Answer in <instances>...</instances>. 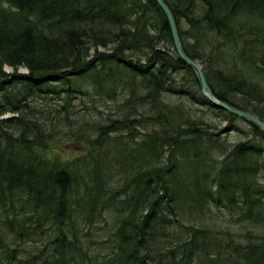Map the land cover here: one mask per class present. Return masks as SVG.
I'll list each match as a JSON object with an SVG mask.
<instances>
[{"label": "trees", "instance_id": "1", "mask_svg": "<svg viewBox=\"0 0 264 264\" xmlns=\"http://www.w3.org/2000/svg\"><path fill=\"white\" fill-rule=\"evenodd\" d=\"M164 1L214 96L264 122V0ZM102 88L128 98L92 138L76 103ZM9 113L0 264H264V133L207 104L154 0H0Z\"/></svg>", "mask_w": 264, "mask_h": 264}, {"label": "rangeland", "instance_id": "2", "mask_svg": "<svg viewBox=\"0 0 264 264\" xmlns=\"http://www.w3.org/2000/svg\"><path fill=\"white\" fill-rule=\"evenodd\" d=\"M91 54H92V56L90 57V60H93V58H95L94 57L95 51L92 50ZM8 71H10V70H8ZM113 92H114L113 97L111 98V91L107 90V88H102V89H100V93H102V95L99 96L100 99L98 96H96L95 98H92L91 100L76 103V106H77L76 110L78 112H81L82 114L85 113L83 115L87 116L86 124L83 121V124H81V128L83 130H86V129L88 131L91 130L92 132L91 131L90 132L92 133V138H95L97 136L96 127L98 130V125L105 124L106 122H108L107 119H109V118H114V119L117 118L118 117V109L120 111L121 109L125 108L124 101L128 98L127 92L120 91V90L113 91ZM177 103H181V105L183 106L184 109L191 110L189 108L190 104H189L188 100H179ZM120 104H121V107L119 108ZM37 105L40 106L43 104L41 101H39L37 103ZM90 105L93 106V110H91V111L89 110V107H88ZM193 110H195V109H193ZM149 113L151 115H154L156 113V110L153 109L152 107H150ZM82 114H80V115H82ZM10 117H13V115L9 113V114L2 116L0 119H6V118H10ZM239 125L242 128L245 127L244 124H239ZM223 128H225V129L227 128L226 123L222 124L221 129H223ZM225 129L222 131L223 133L226 132ZM91 133H89V134H91ZM231 133H232V135L229 136V142L237 141L239 139V137H238L239 133L234 132V131H231ZM126 134H128V132L113 134V137L116 138L117 136H119V138H121V136L124 137ZM58 142H62V141L57 140L56 142L53 143L52 146H53L54 152H58L57 153L58 160H61L63 162L71 160V159H73V158H75V157H77V156H79L85 152L84 143H81V142H79L80 144H78V143L73 144L72 143V145L68 144L67 146H65V144H59ZM117 142H118V140L114 141V143H117ZM46 156L49 158H52V157H50V153H47ZM113 180L114 181H113L112 185L117 186L119 183L118 180H120V179L117 178V179H113ZM210 217H211V219H213L212 216H210ZM220 218H221L220 222H222V223H224L225 220H227L226 215L220 216ZM215 219L217 220L216 217H215ZM96 230H98V229H96ZM99 234H100L99 236H104L102 230H99Z\"/></svg>", "mask_w": 264, "mask_h": 264}, {"label": "water", "instance_id": "3", "mask_svg": "<svg viewBox=\"0 0 264 264\" xmlns=\"http://www.w3.org/2000/svg\"><path fill=\"white\" fill-rule=\"evenodd\" d=\"M158 6L161 8V10L163 11V13L165 14L169 26H170V30L172 33V38H173V44H174V48L176 50V53L179 57V59L186 65L188 66L190 69H192L198 79V82L200 84L201 87V92L203 94V96L206 98L207 103L209 105H211L213 108L215 109H219V110H224L240 119H243L247 122H250L256 126H258L263 132H264V122L262 120H260L256 115L247 112V111H243L240 110L238 108L232 107L229 104L222 102L220 100H218L210 86L209 83L207 81V78L205 76L204 73V69L202 67V65L196 61L193 60L192 58H190L184 51L180 36H179V32H178V28H177V24L174 18V15L172 13V11L170 10V8L168 7V5L165 3L164 0H154Z\"/></svg>", "mask_w": 264, "mask_h": 264}, {"label": "bare ground", "instance_id": "4", "mask_svg": "<svg viewBox=\"0 0 264 264\" xmlns=\"http://www.w3.org/2000/svg\"><path fill=\"white\" fill-rule=\"evenodd\" d=\"M118 112H119V110H118Z\"/></svg>", "mask_w": 264, "mask_h": 264}]
</instances>
